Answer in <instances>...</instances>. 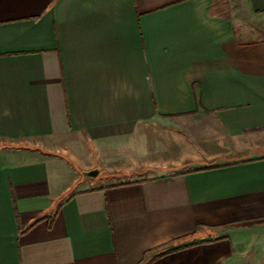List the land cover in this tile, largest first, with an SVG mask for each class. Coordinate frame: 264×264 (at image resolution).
Masks as SVG:
<instances>
[{"label":"crops","instance_id":"0c3cea01","mask_svg":"<svg viewBox=\"0 0 264 264\" xmlns=\"http://www.w3.org/2000/svg\"><path fill=\"white\" fill-rule=\"evenodd\" d=\"M0 264H264V0H0Z\"/></svg>","mask_w":264,"mask_h":264},{"label":"water","instance_id":"95a60500","mask_svg":"<svg viewBox=\"0 0 264 264\" xmlns=\"http://www.w3.org/2000/svg\"><path fill=\"white\" fill-rule=\"evenodd\" d=\"M91 173H93V171Z\"/></svg>","mask_w":264,"mask_h":264}]
</instances>
